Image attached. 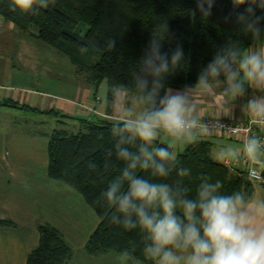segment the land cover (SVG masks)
Returning a JSON list of instances; mask_svg holds the SVG:
<instances>
[{
    "label": "clouds",
    "instance_id": "1",
    "mask_svg": "<svg viewBox=\"0 0 264 264\" xmlns=\"http://www.w3.org/2000/svg\"><path fill=\"white\" fill-rule=\"evenodd\" d=\"M55 3L12 0L9 7L35 13ZM233 4L234 9L247 4L235 15L238 30L264 44V0H233ZM212 6L213 0H197L202 17L211 14ZM257 9L261 15H256ZM191 15L195 17V11ZM163 38L149 42L132 74V84L111 86L103 99L102 107L111 113L115 156L124 166L97 203L113 210V223L138 231L143 256L154 264H264V198L226 192L222 181L207 175L199 177L194 189L166 182L173 173L191 175V169L182 167L171 150L174 144L197 143L200 136L213 131L238 132L221 118H233L229 101L244 97L249 88L264 91V47L244 51L226 43L199 72L194 85L174 89L164 81L180 67L184 52L177 46L170 56L163 53ZM115 43V38H109L108 48ZM205 100L223 116L211 123L202 119L200 105ZM241 112L249 117V134L241 147H221L217 158L235 163L245 158L249 181L264 184V137L251 131V126H264V94L247 99ZM161 136L169 139L157 144ZM118 259L120 264H141L127 248Z\"/></svg>",
    "mask_w": 264,
    "mask_h": 264
},
{
    "label": "trees",
    "instance_id": "2",
    "mask_svg": "<svg viewBox=\"0 0 264 264\" xmlns=\"http://www.w3.org/2000/svg\"><path fill=\"white\" fill-rule=\"evenodd\" d=\"M11 3L12 0H0V12L22 30H28L30 24L36 25L38 37L66 54L78 71L86 74L95 93L103 82L107 83L108 94L113 85H131L132 74L153 37L164 36L161 50L169 56L177 46L183 48V62L164 81L173 88L194 85L199 72L224 44L235 43L248 51L254 41L250 34L239 31L235 23L236 13L243 12L247 4L234 9L233 0H213L208 17H202L197 10V0H56L55 5L35 13L12 11ZM193 11L195 17L191 15ZM230 14L231 19L226 21ZM256 15H261L259 9ZM82 26H86L85 32ZM261 27L264 28V22ZM109 38L116 39L113 49L107 46ZM85 47L87 52H82ZM94 108L84 118L83 128L52 131L49 175L70 184L99 215L100 222L86 244L89 253L109 250L120 253L127 248L138 260L154 264L143 256V241L138 231H127L113 223L110 218L113 210L97 203L124 165L115 156L111 116L99 115ZM53 112L68 116L57 110L49 111ZM162 142L158 139L156 143ZM209 144L199 139L179 152L180 165L191 169V175L180 177L173 173L166 182L173 185L180 182L194 189L199 177L207 175L213 181H222L226 192L253 195L254 184L249 181L247 171L236 172L211 157ZM38 227L40 244L29 254L27 264H67L71 247L61 232L48 222Z\"/></svg>",
    "mask_w": 264,
    "mask_h": 264
},
{
    "label": "crops",
    "instance_id": "3",
    "mask_svg": "<svg viewBox=\"0 0 264 264\" xmlns=\"http://www.w3.org/2000/svg\"><path fill=\"white\" fill-rule=\"evenodd\" d=\"M38 34L36 25L22 30L0 12V264H27L29 254L40 244L38 226L43 222L55 226L70 245L67 264H120L117 251H87L86 244L100 217L80 192L49 175L53 131L47 126L49 111H60L83 123L92 111L84 106L89 103L95 113L111 116L102 107L107 83L103 82L95 93L79 77L71 59ZM260 47L264 44L254 40L248 50ZM261 94L264 91L249 88L244 97L229 101L234 107L231 119L248 121L241 104ZM200 109L201 118L223 116L207 100ZM32 116L45 119L38 121ZM199 139L209 141V155L227 165L229 162L217 158L221 147H241L243 142L216 131ZM188 145L174 144L172 151L175 147L183 151ZM229 166L242 172L247 171L249 162L242 159ZM257 186L254 184L251 196L264 198L263 188Z\"/></svg>",
    "mask_w": 264,
    "mask_h": 264
},
{
    "label": "rangeland",
    "instance_id": "4",
    "mask_svg": "<svg viewBox=\"0 0 264 264\" xmlns=\"http://www.w3.org/2000/svg\"><path fill=\"white\" fill-rule=\"evenodd\" d=\"M82 29V32H85L86 30V26H82L81 27ZM77 68V71H78V67ZM78 75L79 77L82 79V81L85 83V84H89V82L87 81V78H86V74L84 72H79L78 71ZM85 108L88 110V107H89V103H86L84 104ZM51 114V115H49ZM48 114V118H46V120H49L47 122V126L48 128H51V129H65V130H68V131H77L79 130L80 128H83L82 126V123L79 122V121H75L73 118H70L68 116H62V115H57V113H49ZM33 119H36V120H44L45 117H42V116H38V117H31ZM45 120V121H46ZM173 151L176 152L177 154L179 152H181L182 150H177V148H173ZM259 188H263L262 190H264V185H259L258 186ZM254 194V193H253ZM256 195H258L257 193H255ZM255 195V196H256ZM260 197V196H259ZM258 197V198H259ZM261 198V197H260Z\"/></svg>",
    "mask_w": 264,
    "mask_h": 264
},
{
    "label": "built area",
    "instance_id": "5",
    "mask_svg": "<svg viewBox=\"0 0 264 264\" xmlns=\"http://www.w3.org/2000/svg\"><path fill=\"white\" fill-rule=\"evenodd\" d=\"M94 108L93 106H89L88 109H92ZM221 117H218V116H206L202 119H205L207 121H209L210 123L211 122H214L215 120L219 119ZM221 122L224 123L225 125H231L232 127L234 128H237L238 129V132L233 135V134H230L228 133L227 131H220L222 134H225L227 136H230V137H233V138H236V139H240V140H244V138L249 134V131H250V124H249V120L246 121V122H235L234 120H232L231 118L229 117H222L221 118ZM251 131L257 135H261L262 137H264V126H260V127H256V126H251ZM242 159H245V158H241ZM233 165V164H237L235 162H229L228 165ZM250 167V165H249ZM248 167V168H249ZM247 174H248V169H247Z\"/></svg>",
    "mask_w": 264,
    "mask_h": 264
}]
</instances>
